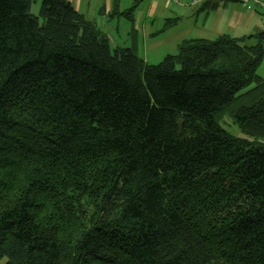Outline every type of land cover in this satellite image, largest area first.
<instances>
[{
  "label": "trees",
  "instance_id": "16d2710c",
  "mask_svg": "<svg viewBox=\"0 0 264 264\" xmlns=\"http://www.w3.org/2000/svg\"><path fill=\"white\" fill-rule=\"evenodd\" d=\"M36 1L0 0V261L264 264V30L149 65Z\"/></svg>",
  "mask_w": 264,
  "mask_h": 264
},
{
  "label": "crops",
  "instance_id": "0c3cea01",
  "mask_svg": "<svg viewBox=\"0 0 264 264\" xmlns=\"http://www.w3.org/2000/svg\"><path fill=\"white\" fill-rule=\"evenodd\" d=\"M69 3L73 5V7L86 16L87 19L90 21H94L97 26L98 23L102 22L104 24L110 23V27L115 26L116 32L119 34L120 32V26L122 24L121 19L124 18H114L113 14L115 12L121 13L126 10L131 9L134 5L137 4V0H66ZM194 0H181L180 4H175L171 2L170 0H141L139 5L137 6L136 10L134 11V22L133 25V31L130 34L131 37H135L133 41H138V35L139 30L142 28L143 33L145 35V38H151L150 40L154 38H158L163 33H166L167 31L173 29H178L179 23L184 22L186 20H190L189 18L194 17L196 20H199L201 15L204 16V19L202 20L201 30L200 31H207L205 33L199 32L197 37L190 38H201V39H207V40H213L209 39L207 33L210 30L214 31L215 36L217 37L221 35H225L226 28H233L238 26H244L248 19L254 16L255 14L246 13L242 10H233L228 12V10L225 8L223 9L220 5L218 9L211 11L213 13L210 16L209 13H201L199 12V8H194V6L199 5L202 2L195 3ZM216 1V0H215ZM117 8V9H116ZM196 9V10H192ZM226 14L225 17L222 15ZM166 17L164 22L166 20H177L176 23H173L169 25V27H165L164 32L161 33V31H155L154 30V19L156 17ZM117 20V23L114 25V21ZM144 20V23L141 27V24ZM150 21V23H148ZM165 26V24H164ZM259 26L257 25L255 27V30H257ZM195 30H198V26L194 27ZM210 28V30L208 29ZM125 38L126 34L129 33V28H126ZM190 31V30H189ZM188 32V31H187ZM106 34V33H105ZM186 34V33H185ZM111 44L113 43L110 35L106 34ZM184 36V34L179 35L177 37ZM177 37H174L176 39ZM232 37V36H231ZM185 38V37H182ZM125 44L129 42V40L125 39Z\"/></svg>",
  "mask_w": 264,
  "mask_h": 264
},
{
  "label": "rangeland",
  "instance_id": "374dc122",
  "mask_svg": "<svg viewBox=\"0 0 264 264\" xmlns=\"http://www.w3.org/2000/svg\"><path fill=\"white\" fill-rule=\"evenodd\" d=\"M216 1L219 3V6L221 5L223 9L226 8L228 12L240 9L242 11H245L246 13L255 14L254 16L248 19L247 23L244 26L233 27L231 29L226 28L224 32L225 35L232 36L234 38H242L244 36L258 34L259 32L264 30V6H260L256 8L255 10L248 11L242 6V4L233 2L231 0H216ZM259 1L264 4V0H259ZM41 4H42V0H37L35 3L32 4L31 13L33 15H36V16L39 15ZM201 6H202V3H200L197 6H194V8L200 9ZM196 9H192V10H196ZM201 13H205V12H201ZM212 14L213 13L210 12V16ZM204 16L206 15H201L199 20H196V18L191 16V18H189L190 20L185 19L184 22L179 23L178 29L172 28L166 33H163L160 36H158V38H154L152 40H150L151 38H147V37L146 39H144L145 35L143 33V29L141 28L139 30L138 41H133L135 37L130 38L129 36V34L132 33L133 31L132 21H129L126 18L121 19L122 24L120 26L119 34L116 32L115 26L110 27V23L104 24L102 22L101 23L99 22L98 28L102 32L110 35L113 41V43L111 44L113 50H116L117 48H122V49L131 48V47L133 48L134 47L133 44H136V49H137L136 55L142 58L143 60H145V62L149 65H157V64H160L164 60L165 57L169 55H176L178 53V50H179L178 47L180 43L183 42L184 40L197 37V35H201V34H198L199 32L206 34L207 31H204V32L200 31ZM222 16L225 17L226 14H223ZM165 18L166 17L159 18L157 16L154 19L153 24H154L155 31H161L162 33L164 32L165 27H169V25L176 23L177 21V20H166V22H164ZM115 23H117V20L114 21V25ZM143 23H144V20L141 24V27ZM148 23H150V21H148ZM257 25L259 27L257 28V30H255V27ZM195 26L199 27L197 31L194 28ZM126 28H129L128 30L129 33L126 34V38H125ZM208 29L210 30V28ZM182 34H184V36L177 37ZM207 35L208 36L206 37H209V39L214 40L218 38L217 35L215 36L213 30L208 31ZM174 37H177V38L174 39ZM182 37H185V38H182ZM125 39L129 40V42L126 44L124 42ZM254 43H255L254 40L249 42V44H254ZM257 74L260 77L264 78V59L258 69ZM221 126L226 131L230 132L234 136H237V137L242 136L239 128L229 118H225V120L221 122ZM5 263H6V259H3L0 261V264H5Z\"/></svg>",
  "mask_w": 264,
  "mask_h": 264
},
{
  "label": "built area",
  "instance_id": "2783aa9c",
  "mask_svg": "<svg viewBox=\"0 0 264 264\" xmlns=\"http://www.w3.org/2000/svg\"><path fill=\"white\" fill-rule=\"evenodd\" d=\"M171 2L175 3V4H180L181 0H170ZM205 0H194V4L198 3V2H203ZM233 2H237L242 4V6L247 9L248 11H252L255 10L256 8L260 7V6H264V4L262 2H260L259 0H231Z\"/></svg>",
  "mask_w": 264,
  "mask_h": 264
}]
</instances>
